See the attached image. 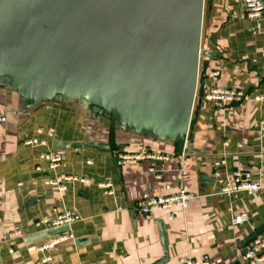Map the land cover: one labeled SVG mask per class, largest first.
Returning a JSON list of instances; mask_svg holds the SVG:
<instances>
[{
	"label": "crops",
	"instance_id": "0c3cea01",
	"mask_svg": "<svg viewBox=\"0 0 264 264\" xmlns=\"http://www.w3.org/2000/svg\"><path fill=\"white\" fill-rule=\"evenodd\" d=\"M202 50L215 53L205 90L236 87L247 98L232 105L203 98L200 105L197 97L184 144L174 131L144 125L126 111L118 112L122 120L113 119L79 99L33 100L0 82V116L6 117L0 124V264H156L165 258V264H178L185 256L241 264L243 243L264 225V191L231 197L217 192L238 169L264 182V100L255 99L264 96V15L247 18L242 0H205ZM39 128L54 132L47 149L64 156L55 170L40 157L46 149L25 144ZM55 141L73 147L57 150ZM145 150L170 160L117 164V152ZM70 175L92 182L71 184L65 192L48 184ZM99 182L111 184L113 194ZM180 189L193 196L187 210L143 215L135 209L143 194ZM64 212L79 217L68 230L74 239L58 245L51 262L39 263L37 247L47 237L40 238L46 227L37 223ZM240 215L248 220L234 224Z\"/></svg>",
	"mask_w": 264,
	"mask_h": 264
},
{
	"label": "water",
	"instance_id": "95a60500",
	"mask_svg": "<svg viewBox=\"0 0 264 264\" xmlns=\"http://www.w3.org/2000/svg\"><path fill=\"white\" fill-rule=\"evenodd\" d=\"M204 5L205 0H0V82L33 100L79 99L113 119L122 120L118 112L126 111L144 125L174 131L184 144L215 56L201 48ZM53 147L70 150L73 144L55 141ZM161 234L167 253L162 226ZM262 234L264 225L243 246Z\"/></svg>",
	"mask_w": 264,
	"mask_h": 264
},
{
	"label": "built area",
	"instance_id": "2783aa9c",
	"mask_svg": "<svg viewBox=\"0 0 264 264\" xmlns=\"http://www.w3.org/2000/svg\"><path fill=\"white\" fill-rule=\"evenodd\" d=\"M244 6V15L252 20H259L264 15V0H242ZM202 48V47H201ZM203 51V50H202ZM217 75L213 73L212 76ZM204 98L215 104L220 105H232L243 103L247 95L244 90L232 87H216L211 86L205 90ZM257 101H263V95H257L255 97ZM6 122V117L0 116V124ZM260 133L264 137V119L260 122ZM46 134L47 137H41ZM36 137L30 138L25 141V144L33 148H44L45 151L40 153V157L49 163V167L53 170L57 169L64 156L55 150H48L49 139L55 136L54 132H45L44 128H39L37 130ZM187 141V138H186ZM185 141V143H186ZM169 161L168 156H163L161 154L151 152L148 150L140 151L136 153H124L117 152V164L119 166L128 164H137L142 161ZM89 163H92L89 161ZM216 177L220 174L216 173ZM89 184L92 179L86 176H64L58 177L55 180H49L48 184L57 187L60 191H67L68 186L74 183ZM98 186L101 189L106 190L107 194H113L111 189V184L108 182H99ZM264 191V182L261 180H256L253 178L252 173L249 170L238 169L233 174L232 177L226 180L225 184L218 190L217 194L220 196L231 197L239 192H246L250 195H256ZM193 200V196L185 189H180L177 192L162 195L153 196L149 194H143L135 204V209L138 210L143 215H151L159 211H165L172 213L175 208H180L182 210H187ZM173 218V215H170ZM79 219L78 216L73 215L69 212H64L58 214L54 218L45 217L39 220L37 223L40 226H45L46 233L61 228H70L71 224ZM248 220V216L240 215L236 216L233 220L234 224H241ZM74 239V235L69 231H64L58 234H53L47 236V239L37 247V252L42 255V259L39 263H48L53 260L52 253L57 248L58 245ZM3 241V237L0 234V246ZM12 253L13 250L11 249ZM221 264L222 260L212 259L205 257L200 262L194 261L190 256H185L179 258L178 264ZM241 264H264V234L257 236L253 241H251L244 254L242 255Z\"/></svg>",
	"mask_w": 264,
	"mask_h": 264
},
{
	"label": "bare ground",
	"instance_id": "6f19581e",
	"mask_svg": "<svg viewBox=\"0 0 264 264\" xmlns=\"http://www.w3.org/2000/svg\"><path fill=\"white\" fill-rule=\"evenodd\" d=\"M117 161V160H116Z\"/></svg>",
	"mask_w": 264,
	"mask_h": 264
}]
</instances>
